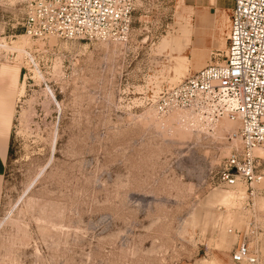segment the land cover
<instances>
[{"label": "rangeland", "instance_id": "1", "mask_svg": "<svg viewBox=\"0 0 264 264\" xmlns=\"http://www.w3.org/2000/svg\"><path fill=\"white\" fill-rule=\"evenodd\" d=\"M231 7L135 0L130 37L118 43L18 38L24 6L0 0L2 45L24 48L4 49L14 60L2 62L16 114L0 264H233L253 216L264 264V196L251 212L244 188L219 181L235 125L188 131L154 110L162 92L223 63Z\"/></svg>", "mask_w": 264, "mask_h": 264}, {"label": "built area", "instance_id": "2", "mask_svg": "<svg viewBox=\"0 0 264 264\" xmlns=\"http://www.w3.org/2000/svg\"><path fill=\"white\" fill-rule=\"evenodd\" d=\"M25 14L24 35L41 40L109 41L125 43L132 28L135 0H19ZM0 38V63L13 61ZM160 119L185 113L180 122L214 131L217 122L237 124L228 140L238 143L219 173L228 187H242L251 212L264 196V0H232L226 51L222 64L210 65L162 92L154 103ZM256 217L244 225L243 240L231 254L233 264H261L254 246L261 235Z\"/></svg>", "mask_w": 264, "mask_h": 264}, {"label": "crops", "instance_id": "3", "mask_svg": "<svg viewBox=\"0 0 264 264\" xmlns=\"http://www.w3.org/2000/svg\"><path fill=\"white\" fill-rule=\"evenodd\" d=\"M9 68L12 67L9 66ZM9 68L6 64L0 63V183L6 169L12 127L16 114V87L13 84L15 77L13 76V71Z\"/></svg>", "mask_w": 264, "mask_h": 264}, {"label": "bare ground", "instance_id": "4", "mask_svg": "<svg viewBox=\"0 0 264 264\" xmlns=\"http://www.w3.org/2000/svg\"><path fill=\"white\" fill-rule=\"evenodd\" d=\"M24 37H26L25 35H22V36H19L18 38H24ZM4 48L5 49H11L12 51H17V52H24V48L22 49L21 47H19V46H13V47H9V46H4ZM210 65H213V64H210ZM210 65H208V64H206V65H204L205 67H207V66H210ZM205 67H203V68H205ZM202 69V68H201ZM173 117H176V120L177 121H181L184 117H186V114L185 113H181V112H176V113H174V115H172ZM224 122H227V123H230V124H232L233 125V127H234V125H235V127H234V129L233 130H231L230 132H232V131H234V130H236V128H237V124L236 123H233V122H231V121H228V120H223ZM219 122H221V121H219ZM219 122H217V123H219ZM181 126H183V125H181ZM183 127H185V126H183ZM185 129H187L186 127H185ZM213 129H214V127H213ZM229 132V133H230ZM263 151V149H257L256 150V152L257 153H261ZM245 193V192H244ZM225 200L227 201V203H228V205H232L233 204V199L231 198V199H229V198H225Z\"/></svg>", "mask_w": 264, "mask_h": 264}]
</instances>
